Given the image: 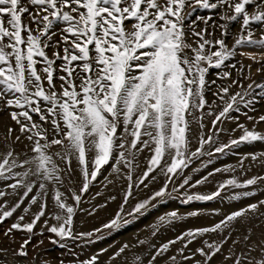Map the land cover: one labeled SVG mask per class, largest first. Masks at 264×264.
I'll return each instance as SVG.
<instances>
[{
  "label": "snow or ice",
  "instance_id": "6c2138e0",
  "mask_svg": "<svg viewBox=\"0 0 264 264\" xmlns=\"http://www.w3.org/2000/svg\"><path fill=\"white\" fill-rule=\"evenodd\" d=\"M197 9L211 10L221 22L217 23L211 15L192 19ZM197 21L204 26L200 27ZM234 22L239 24L238 35L231 32ZM253 25L261 28L259 38H255ZM230 35H234L231 46L226 42ZM56 36L59 39H54ZM245 46L264 49V0H0V111H6L14 122L3 135L6 150L0 152V181L4 182L0 198L18 195L22 190L11 206L7 199L0 203V222L11 217L30 193L34 194L23 212L28 213L32 204L39 203V211L30 222L21 223L25 217L20 215L4 231L9 239L14 230L29 234L12 250V256L27 257L26 246L46 210L48 217L56 221L48 225V220H44L47 231L59 238L52 242L67 248L66 240L103 239L99 235L103 229L118 230L131 223L157 198H173V193L184 190V203L211 201L220 197L222 191L247 189L264 181V176H253L241 183L232 176L218 182L214 191L199 193L190 189L216 173L235 171V167L213 168L195 180L191 174L183 175L200 157H209L211 163L215 154L231 151L233 146L264 142V132L256 130V124L264 122V115L253 117L247 112L244 115L256 124L249 129L238 123L236 127L242 134L227 143L220 142L219 134L224 129L218 124L222 125L225 119L238 120L231 113L240 112V105L255 111V89L264 94V82L252 80L246 86L243 83L244 79L251 80V64L241 62L239 68L236 63L225 64L237 55L238 48ZM240 55L258 65L256 73H264V52L259 58L252 52ZM210 67L235 70L237 77L228 85H216L215 80L207 79ZM217 75L225 80L232 77V71ZM213 85L216 91L211 92L213 99L209 101L206 93ZM232 85L240 91L230 92ZM206 119L211 125L207 133ZM193 124L198 126V146L194 150ZM25 141L26 151L17 152L14 145ZM145 151L150 153L147 165L133 181V173L139 168L138 158ZM248 156L256 162L258 157H264V152L241 156V168ZM73 162L82 181L79 193L72 188L61 190L66 179L71 182ZM105 165L128 181L120 210L100 228L75 232L74 216L82 194ZM157 170L165 176L163 185L138 201L126 213L129 219H124V205L133 189L147 187L145 181L155 180L156 176L150 174ZM181 175L183 179L175 183V177ZM169 185H173L171 189ZM256 191L253 187L251 191L232 192L229 198L253 196ZM103 206L98 204L91 212ZM261 206L264 199L231 211L209 226L186 229L159 244L148 238H137L134 244L126 241L109 256L108 264L117 258H123L126 264H216L218 254L222 257L220 264H264V234L253 240V229L249 227L242 239L233 238L237 231L233 223L250 212L256 213ZM199 214V210L186 213ZM219 214V209L211 212ZM181 218L175 210L160 215L151 226V235L155 236L161 225ZM43 232L41 228L40 235ZM213 232L223 238L211 242L205 239L194 250L188 248L194 240ZM229 240L231 247L225 252L224 245ZM177 242H182V246L169 254ZM240 244L243 248L236 251ZM144 245L147 250L133 253L130 261L124 255ZM106 251L101 248L86 259L71 253L77 258L61 260L60 264H104L100 255ZM8 252V248H0V264H9Z\"/></svg>",
  "mask_w": 264,
  "mask_h": 264
},
{
  "label": "rangeland",
  "instance_id": "374dc122",
  "mask_svg": "<svg viewBox=\"0 0 264 264\" xmlns=\"http://www.w3.org/2000/svg\"><path fill=\"white\" fill-rule=\"evenodd\" d=\"M219 11H220L219 9L216 10L217 13ZM209 15H211L213 19L217 21V23L221 22L219 21L218 15L213 13L211 10H202V9H197V11H195L192 14V19H196L197 16H209ZM25 22L27 23L28 21ZM197 24L200 27L204 26L202 21H197ZM253 27L255 29V38H259L261 28L258 25H253ZM230 28L233 34L238 35L239 33L238 23L235 22L232 23L230 25ZM215 35L217 37L220 35L219 30L216 31ZM54 39H59V36L54 37ZM226 42L229 46H231L234 43V35H230L227 38ZM241 52L244 53L252 52L253 54L257 55V57L259 58V54L261 52H264V49L250 47V46L238 48L237 55L231 60L225 61V64L236 63L237 68H239L241 62L244 65H249V64L252 65L253 68L252 77L251 80L248 79L243 80L245 86L248 83H250L252 80H254L256 83L264 82V73L255 72V68L258 67V65L253 63V61L249 59L246 55L241 56L240 55ZM49 54H51L50 51ZM223 71H232V77L226 78L225 80L219 79L217 74L222 73ZM245 75H247L246 70H245ZM236 77H237V72L235 70H231L228 68L217 69L215 67H210L209 72L207 74V79L210 81L215 80L216 85H220V84L228 85L231 83V79ZM216 85H213L211 91L206 93L207 99L209 101L213 99L211 92L216 91ZM236 91H240V89H238L235 85H232L230 88V92L234 93ZM255 93H256V98L258 100V103L254 105L255 111H249L248 109L244 108L243 105H240V109H241L240 112L233 111L231 113L232 117H239L238 120L225 119L222 125L218 124V127H222L224 129V131L219 134L221 143H227L229 139H235L242 134L241 130L236 127L238 123L245 124L246 127H248L249 129H251L254 124H256L255 120L249 121L247 119V117L244 115L245 112H247L248 115H251L253 117L264 115V94H261L262 93L261 89H255ZM33 118L36 119L37 117L34 116ZM205 124L207 125V127L204 129V131L205 133H207L208 129L211 126L210 120L206 119ZM9 125L14 126V122L10 120L8 113L6 111H0V152L6 150L4 148L5 141L3 140V135L6 132V129ZM192 129L194 134L192 148L194 150V148L198 146L196 142L198 139V126L196 124H193ZM233 129L236 130L232 131ZM256 130L264 132V122H260L259 124H256ZM8 143L11 142L9 141ZM24 143H26V141L14 145L17 152L26 151V149L24 148ZM205 147L207 149L208 146ZM260 152H264V142L256 141L252 143L239 144L237 146H233L231 148V151L225 150L224 154H215L211 158L212 161L211 163H208L209 157L207 156L200 157V159L198 160H193V162L189 165V167L184 170L183 175L191 174L193 176V180H195V179H199L202 175H207V173L211 172L213 168H223V166L225 165L234 166L235 171L232 172L221 171L219 173L214 174L213 176L208 177L207 182L202 183L201 185L197 186L194 189H190V191L192 192L209 193L216 189L218 182H222L224 179L231 178L232 176H235L241 183L244 180L249 179L253 176H264V157H258V160L256 162H253L251 160V157L248 156L247 158H250V160L245 159L243 162V167L241 168L239 166L241 156H244L245 154L248 153H260ZM149 157H150V153L147 151L143 152L139 156L138 158L139 168H137L133 173V181H135L136 177L142 174L143 170L147 165V160ZM202 162L204 166H202ZM73 168L75 169V162H73ZM194 168H199L200 171L193 173L192 170ZM111 173H112V178L110 179L111 181L109 180V186H111L113 189L111 193L108 192L106 194L104 192L102 193V191L98 192L99 193L98 200L95 201L92 205H90V208L87 207L88 209L87 208L84 209L86 214L85 215L83 214L84 211L79 213L81 207L83 206V203L86 202L91 191L94 188H96L97 185L101 184L104 181V179L108 177ZM153 174H155L156 179L153 180L151 183H149L147 187H143V185H141L139 188L133 189L132 196L129 198L128 203L124 205V213H122V217L124 219H129L126 213L131 212L132 208L138 201L146 199L147 197L151 196L154 191L158 190L159 187L163 185L165 181V176L162 175L158 170L155 171L154 173H151L150 175ZM183 175L176 176L175 183L177 184L180 183V181L183 179ZM81 183L82 181L79 174V170L75 169V171L72 174L71 182L69 183L68 180L66 179L65 186L61 190L65 191L68 188H72L79 193V188L81 187ZM3 184L4 182L0 181V187H3ZM127 184L128 181L126 177L113 173L111 167L109 165H105L101 169V172L98 175L97 179L91 182L89 189L82 194L81 202L74 216V225H73L75 228L74 231L75 232L91 231V229H94L93 227L95 225H98V227L96 228H100L101 225L106 224L111 219H113L116 213L120 210V205L123 202V195L127 189ZM172 186L173 185H169V189H171ZM253 187L257 189L255 195L253 196L240 197L237 200H233L229 198L232 192H241L245 190L251 191ZM8 191L11 192L10 189ZM183 191L184 190H181V192L173 193L172 194L173 198H166L163 200L157 198L156 200H153L152 201L153 206L151 208H149L139 217L135 218L131 223L127 225H122L118 230L103 229L102 232L99 234L103 236V239L94 240L92 242H86L79 239L66 240L65 243L68 245L67 248L60 247L58 244L52 242L53 240H58L59 238L56 237L55 234L47 231V227L44 225V220L45 219L49 220L48 225L55 224L56 221L48 217V211L46 210L45 216H42L40 220L37 221L33 230L35 234L32 235L30 244L26 246L28 250L27 257H13L12 250L18 248L20 243L24 239H26L29 234L26 231L14 230L13 233L11 234L12 239H9L8 237H5L3 233L10 226L11 223L16 221V218L18 216L24 215L25 219L24 221H21V223H26V222H30L33 217V214L39 211V206H38L39 203H36L30 206V210L28 213L25 214L23 212V209L26 206H28V201L31 197L30 195L34 194V193L33 194L30 193L29 198L28 199L26 198L24 201L25 204L24 203L21 204V207L18 208L11 217L7 218L4 222H0V248L9 249V252L7 254L9 264H60L61 260L64 261L73 260L76 259L77 256L81 259H86L90 255L97 253L100 249V246L104 245V247L108 246L106 248L107 251L100 255V260L104 262V264H108V258L113 253L111 249V247H113V243L111 242L115 243L116 241H119L122 237H124L125 234H130L135 231L142 230L146 227L148 228V226L150 229H152V227H150V224H152L153 221H154L153 224L158 222V218L155 217L159 216L158 214L159 211L165 210L167 213L170 212L171 210H175L183 217L181 219L174 221L170 225H161L159 228L160 231L165 226L168 227L171 226V228L174 227V229L176 227L175 231L176 230L179 231L178 233L179 235L186 229H189L184 225L187 224L188 221H191L193 216H187L186 215L187 212L199 210L200 214L197 215V217L194 216L193 219L196 218L197 220L198 218L202 217L197 221L216 222L219 219H221L225 214L231 211L245 207L248 203H254L258 200L264 199V181L258 182V184L255 186H249V188L247 189H228L226 191H222L220 197H217L211 201H192L189 203H184L182 202V197H181V193ZM20 195H22V190H20V193L18 195H9L4 198H0V203H2L4 199H7L9 202V206H11L16 202V200L19 199ZM113 196L115 197V199H109V197H113ZM68 202L73 203L71 199H69ZM98 204L104 206L96 208L94 212H91L92 208H94ZM51 208H52V203H50L49 201L48 209L50 210ZM213 209H219L220 214L211 215ZM90 212L91 214H89ZM93 221L98 222V224L93 223ZM148 222L150 223L147 224ZM176 223L178 225H175ZM40 226L43 227V229L46 227L44 229L43 235H40V230H39ZM180 226L183 227V229L181 228V230H179L178 228H180ZM233 227L237 229V232L235 231L236 233L233 232V238L240 236L242 239V236L247 234V228L251 227L253 229V237H252L253 240H258L261 237V235L264 234V206L259 207L256 213L250 212L247 217H242L237 221H235L233 223ZM150 229L149 230L147 229L148 233L146 236H143L141 238L139 237V239L148 238L152 243L157 244L158 241L155 236L159 234V231L155 236H152L150 234L151 232ZM175 231L174 232L171 231V233L174 234L173 235L168 234L166 240H169L170 237L171 239L174 238L177 234V232ZM213 233L214 234L212 233L205 234V236L194 240L191 244L188 245V248L194 250L196 247L201 246L203 240L205 239L211 242L213 240H220L223 238L221 234L215 232ZM224 234L226 235L227 232L225 231ZM136 239L137 238H134L133 244L136 242ZM38 240H41L42 243L37 244L36 242ZM181 246H182V242H177L176 244L172 245L169 254L175 253L176 249L180 248ZM147 247H148L147 245H144L139 248L132 249L131 254L133 255V253L145 252L147 250ZM229 247H231V240H229V242L224 245V251L226 252ZM241 248H243V244L237 245L236 251H239ZM69 250H71V252ZM71 253H76L77 256H73ZM185 254H187V250ZM257 254L258 253H253V255H257ZM132 255L130 256L132 257ZM2 258L3 257H0V259ZM221 260L222 257L218 254L215 257L216 264H220ZM111 264H113V261H111Z\"/></svg>",
  "mask_w": 264,
  "mask_h": 264
},
{
  "label": "bare ground",
  "instance_id": "6f19581e",
  "mask_svg": "<svg viewBox=\"0 0 264 264\" xmlns=\"http://www.w3.org/2000/svg\"><path fill=\"white\" fill-rule=\"evenodd\" d=\"M247 160H250V158H246ZM236 161V160H235ZM153 175H155V174H153ZM112 178V173L108 176V177H106L105 179H104V181L101 183V184H99V185H97V187L96 188H94L92 191H91V193L89 194V196H88V199L86 200V202H84L83 203V206L81 207V210L79 211V213H81L82 211H84V209L85 208H87V207H89L90 208V205H92L95 201H97L98 200V195H97V193L98 192H101L102 191V193L104 192V193H111V191L113 190L112 189V187L111 186H109V180ZM111 181V180H110ZM153 180H148V181H146L145 183L148 185L149 183H151ZM144 187V186H143ZM33 194V193H32ZM31 196V195H30ZM103 196H104V194H103ZM99 198H100V196H99ZM28 199V198H27ZM49 201H50V203H52L51 202V199H49ZM100 201V200H99ZM27 202V201H26ZM25 204V203H24ZM39 206V205H38ZM88 209V208H87ZM170 209H172V208H170ZM168 211H170V210H168ZM171 211H173V210H171ZM164 213H166V211L165 210H161V211H159L158 212V214H159V216L160 215H162V214H164ZM84 215L86 214V212L84 211V213H83ZM159 216H157V217H155V218H158ZM194 217V216H193ZM193 217H192V220L191 221H188L187 222V224H185L184 226H186V227H188V228H196V227H202V226H206V225H209V224H212V223H214V221L212 222V221H197L198 219H200V218H202V217H200V218H198L197 220H196V218L195 219H193ZM197 217V216H196ZM199 217V216H198ZM86 218V217H85ZM89 218V217H88ZM87 218V219H88ZM86 220V219H85ZM84 220V221H85ZM49 221V220H48ZM81 221H83V220H81ZM192 221H195V222H192ZM43 222V221H42ZM154 222V221H153ZM153 222H152V224H150V227L153 225ZM93 223H96V224H98V222H95V221H93ZM150 222H148L147 224H149ZM182 224V223H181ZM42 225V224H41ZM175 225H178L177 223L175 224ZM179 225H180V223H179ZM144 226V225H143ZM96 227H98V225H95L93 228H96ZM145 227V226H144ZM165 227H167V228H165ZM165 227H163L160 231H159V234L158 235H156L155 237H156V239H157V241H158V243L157 244H159V243H161V242H163V241H166V237H167V235L168 234H174V233H171V231L172 232H174L175 231V229H176V227H175V229H174V227H172L171 228V226H165ZM179 227V226H178ZM41 228H43V227H39V230L41 229ZM46 228V227H45ZM44 228V229H45ZM181 228L183 229V227H181L180 226V228H178L179 230H181ZM75 229V228H74ZM150 229L149 228V226H148V228L146 227V228H144V229H142V230H138V231H135V232H133V233H130V234H125L124 235V237H122L119 241H116L115 243L114 242H111V243H113V247H111V249H112V252H114L117 248H119V246L120 245H122L124 242H128L129 244H133V240H134V238H141V237H143V236H146L147 235V233H148V230ZM172 229V230H171ZM38 230V231H39ZM90 230V229H89ZM92 230V229H91ZM150 231L152 232V229H150ZM151 232H150V234H151ZM175 232H177V234H176V236L178 235V233H179V231H175ZM237 232V231H236ZM235 232V233H236ZM212 234H214V233H212ZM235 235V234H234ZM175 236V237H176ZM154 237V238H155ZM169 239H171V237L169 238ZM154 240V239H153ZM115 241V240H114ZM160 241V242H159ZM108 244V243H107ZM106 244V245H107ZM110 244V243H109ZM108 246H106V247H104V245L103 246H100V249L101 248H107ZM131 252L132 251H126V253L124 254L125 256H127L128 257V259H129V261H130V258H131V256L130 255H132L131 254ZM220 258V257H219ZM81 259V258H80ZM218 263V262H217ZM113 264H126V262L123 260V258H117L116 260H113Z\"/></svg>",
  "mask_w": 264,
  "mask_h": 264
}]
</instances>
